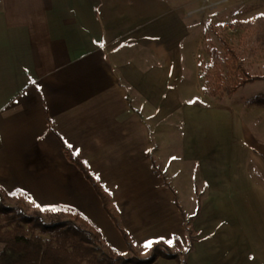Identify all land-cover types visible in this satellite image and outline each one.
<instances>
[{
	"label": "crops",
	"instance_id": "1",
	"mask_svg": "<svg viewBox=\"0 0 264 264\" xmlns=\"http://www.w3.org/2000/svg\"><path fill=\"white\" fill-rule=\"evenodd\" d=\"M193 6L0 0V195L36 211L75 212L99 232L105 250L125 257L147 258L139 253L177 237L186 264H264V142L246 164L253 162L259 178L199 180L217 188L196 202L217 201L219 214L209 219L199 205L195 239L185 228L198 182L182 167L187 177L179 183L173 142L184 141V160L200 170L209 171L211 161L225 170L231 155L229 168L241 169L240 152L227 151L236 143L226 139L224 113L188 101L198 43ZM63 143L101 187L106 208ZM152 264L176 262L157 257Z\"/></svg>",
	"mask_w": 264,
	"mask_h": 264
},
{
	"label": "rangeland",
	"instance_id": "2",
	"mask_svg": "<svg viewBox=\"0 0 264 264\" xmlns=\"http://www.w3.org/2000/svg\"><path fill=\"white\" fill-rule=\"evenodd\" d=\"M193 10V22L198 43L194 59V93L193 82H189V91L193 93L194 98L188 101L200 103L203 111H211L210 114L216 112L221 117L224 113L226 139L236 143V145L232 143V148L227 146V151L230 149L231 152H236V150L240 152L241 164L239 170L230 169L229 167L233 163L231 155L226 158L225 170L219 168L220 170L217 172L216 169H213L216 166L215 161H211L209 171L200 170L198 162L190 163L184 160L185 150L188 151V148L181 144L183 140L178 139L176 147L173 142L172 150L176 151L178 161L173 162L172 166L174 171H178L179 183H185L184 179L187 176L184 174L186 171L190 179L198 182V185L195 184L194 187L193 217L187 219L188 227L195 239L196 232L192 230L191 221H196L199 218L201 210L199 205L204 204V210L207 211L209 219L217 220L216 217L219 214L217 201H212L210 198L207 203L198 205L196 202L197 199L201 201L207 198L208 192L210 193L212 189L216 191L217 188V186H207L205 182L200 185V179H208L207 181L210 182L209 178L214 174H222L227 179L259 178L256 176L257 172L253 170V162L251 161L248 165V170L246 164L249 153L255 156V149L260 142H264V107L250 105L248 101L257 95L264 94V79L248 82L241 86L238 84L246 82L248 77L264 78V0H194ZM225 22H228L230 27L224 25ZM237 85L238 87H236ZM229 90H234V92L228 94ZM204 113L206 115L207 112ZM214 118L216 119V117ZM182 125L183 123L179 119V133L182 131ZM216 131L215 127H210L212 134ZM217 132L219 134V131ZM238 136L242 140L237 144ZM213 141L220 146L219 138L216 139V136H213ZM215 156L218 157V155ZM182 167L186 168V171ZM181 189L182 191L186 190L183 185ZM184 196L188 199L185 193H181V197ZM198 207L199 211H197ZM21 215L33 218V221L28 225L21 223ZM38 217L44 223H50L67 220L72 217V214L57 210H32L19 199H9L0 195L1 227L12 228L15 224H21L29 236L34 234L48 239L49 236L41 235L38 229L28 230L29 226H34ZM168 245L173 252H178L174 243L170 242ZM1 248L2 245H0V250ZM150 251H141L139 255L148 257L151 255Z\"/></svg>",
	"mask_w": 264,
	"mask_h": 264
},
{
	"label": "trees",
	"instance_id": "3",
	"mask_svg": "<svg viewBox=\"0 0 264 264\" xmlns=\"http://www.w3.org/2000/svg\"><path fill=\"white\" fill-rule=\"evenodd\" d=\"M263 79L248 77L246 82H241L238 85ZM233 92L234 90H229L228 94ZM248 103L264 107V94L255 96ZM62 147L66 157L83 173L106 208V196L97 181L88 172L84 162L72 154L64 143ZM175 204L177 205L176 200ZM70 213L72 217L67 220L50 223H44L38 217L34 226H29L28 230L38 229L41 235H48V239L34 234L29 236L21 224H15L12 228L0 226V245H2L0 264H152L157 257L174 260L176 264H186L179 252H173L168 243L162 240L156 241L151 248V255L143 259L135 256L125 257L110 248L105 250L99 232L77 213ZM110 217L117 225L115 216L110 214ZM32 219L21 215V223L23 224L28 225L33 221ZM184 223L186 231L191 236V230L185 220ZM121 234L128 250L132 251L129 238L123 231ZM172 243L177 249L180 248L179 238L174 237ZM191 249L192 245H190L188 252Z\"/></svg>",
	"mask_w": 264,
	"mask_h": 264
},
{
	"label": "built area",
	"instance_id": "4",
	"mask_svg": "<svg viewBox=\"0 0 264 264\" xmlns=\"http://www.w3.org/2000/svg\"><path fill=\"white\" fill-rule=\"evenodd\" d=\"M224 25H226L227 27H230L228 22H225Z\"/></svg>",
	"mask_w": 264,
	"mask_h": 264
}]
</instances>
